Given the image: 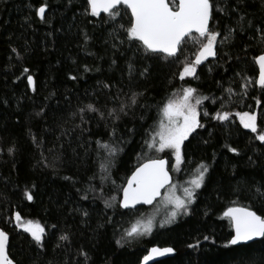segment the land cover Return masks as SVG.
Masks as SVG:
<instances>
[{
  "label": "trees",
  "instance_id": "obj_1",
  "mask_svg": "<svg viewBox=\"0 0 264 264\" xmlns=\"http://www.w3.org/2000/svg\"><path fill=\"white\" fill-rule=\"evenodd\" d=\"M230 2L239 5V14L218 13L210 27L225 35L233 28V36L223 44L218 38V55L197 66L199 79L181 80L184 66L201 47L194 42L196 33L175 56L145 55L142 46L139 51L130 47L120 27L129 25L124 6L123 18L113 21L105 13L91 16L86 0H0V229L9 234L8 253L16 264H141L152 245L175 249L173 256L152 264H264V237L227 244L233 235L231 220L224 216L229 207H249L264 216V144L255 139L264 130V92L254 83L246 92L243 87L246 79H258L255 57L264 53V39L257 29L264 30V0ZM45 5L41 19L38 9ZM109 84L111 89L105 87ZM188 86L210 99L201 105L202 127L185 141L186 164L176 172L171 152L142 151V146L145 130L162 119L157 105ZM118 93L124 102L140 94L119 120L89 113L81 124L73 116L88 103L108 111L114 106L109 97ZM205 110L210 115L204 116ZM217 111H228L229 120L214 119ZM244 111L258 114L257 133L244 129L235 115ZM113 127L123 148L111 169L115 184L106 182L103 194L87 191L88 178L98 172L95 141L108 140ZM9 147H14L11 154ZM159 157L169 158L173 183H182L205 161L210 166L205 185L188 215L163 226L167 217L159 215L150 234L126 237V230L151 218L157 203L122 209L118 189L139 164ZM92 183L100 185L99 175ZM29 191L32 201L25 197ZM111 196L117 200L105 207ZM17 212L24 222L45 228V247L17 226ZM63 234L67 241L59 239ZM81 250L88 253L87 261Z\"/></svg>",
  "mask_w": 264,
  "mask_h": 264
},
{
  "label": "snow or ice",
  "instance_id": "obj_2",
  "mask_svg": "<svg viewBox=\"0 0 264 264\" xmlns=\"http://www.w3.org/2000/svg\"><path fill=\"white\" fill-rule=\"evenodd\" d=\"M86 3L87 8L85 11L89 12L91 16L96 17L100 16L101 13H105L113 21L117 17L123 18L120 6L130 10L128 27L124 28L123 25H120V27L124 29L130 47L135 46L136 50L139 51L142 46L145 55L164 53L170 57L175 56L186 38H193V33L198 34L193 39L201 47L195 60L184 66L183 71L180 73L181 80L185 77L199 79L197 66L209 57L218 55V38L223 37L219 39V43L223 44L233 36L235 32L233 28H228L225 35L210 27V22L214 20L215 15L223 13L225 16H229L239 14L240 11L239 5L234 6L230 0H224L223 3H221V0H86ZM45 8L46 5L38 9V15L41 19L44 18ZM243 20L244 16L240 15L238 23L241 30H243ZM249 24H251L250 21ZM257 31L261 32V37L264 39V30L257 29ZM255 62L259 65L258 79L255 81L246 79L243 85L245 92L248 85L253 83L258 85L261 91L264 92V53L255 57ZM132 67L133 65L130 63V73ZM24 71L27 72L28 69H24ZM85 71H88L87 67H85ZM147 71L148 69L145 68L141 75L147 73ZM71 79H76V77L73 76ZM27 80L29 85L33 84L31 75L27 77ZM105 87L111 89L112 85H105ZM226 92L231 95L233 90L228 88ZM139 95L133 93L128 101L124 102L120 101L118 93L109 97L114 106L108 111H102L96 103H88L80 107L76 113H73V116H78L81 124L86 123L85 117L89 113L97 114L101 120L112 118L113 121H116L121 118V113L127 115L126 109L130 105L137 104ZM209 99L207 96L198 94L196 88L188 86L182 89V95L178 98H168L162 105H157L159 112L162 114V119L159 122H154L145 130L142 151L145 148L161 153L166 150L170 151L175 160L171 168L176 172H181L183 170L182 166L186 164L185 141L197 128L202 127L200 123L201 105ZM211 99L213 103L216 102V98ZM256 103L261 105V100H257ZM104 107L107 108V104ZM221 107H224L223 102H221ZM203 115L208 116L210 114L205 110ZM235 115L239 118L244 129H250L252 133L258 132V114L256 112L244 111L237 112ZM229 117L230 113L228 111H217L213 116L217 121H228ZM261 123H264V120H261ZM255 139L264 144V130H261L255 136ZM33 142L39 143L35 136H33ZM121 143L122 141L116 139L115 127L112 128L108 140L97 139L95 141L98 172L93 173L88 178L89 187L87 191L96 192L98 190L103 194L106 182L115 184V181L111 180V169L114 167L119 153L123 151L120 146ZM0 151L3 150L0 149ZM13 151L14 147L8 148L10 154ZM229 151L238 152L236 148H229ZM209 171L210 166L205 161L199 162L180 189L182 195H176L177 184L173 183V178L170 175L169 161L167 159H148L145 163L139 164L127 179L126 184L118 189L122 193V197L119 199V207L136 210V206L139 204L151 205L153 201L162 196L161 190L164 189V195L172 210L168 218L161 223V226L172 223L178 216L189 214L190 206L196 202L198 190L204 187ZM97 175L100 178L99 186L92 183ZM65 179L72 178L65 177ZM261 187H264V185ZM257 191L259 192L260 189H257ZM25 197L28 201L33 200V194L30 191L25 192ZM83 198H88L87 192H85ZM116 200V196H111L104 201L105 207H113V202ZM84 214L87 215L86 212ZM224 216L231 220L234 229V235L227 242L228 245H237L241 242L251 241L256 237H264V216L258 215L256 211L251 210L249 207H229L224 212ZM15 222L19 228L30 234L38 247H45L47 233L43 226L31 220L24 222L18 212L15 214ZM52 227L55 228L56 225H52ZM153 227L154 221L149 218L133 226L130 230H126L125 236L148 235L152 232ZM59 239L67 241L69 236L63 234ZM205 239H208V237H205ZM116 243L121 245L122 241L117 240ZM8 246L9 234L0 229V264H16L9 256ZM171 252H173L171 247L163 249L154 247L151 249V254L144 257V264H147L152 255L162 256ZM81 255L84 256L86 261L88 260L89 257L86 251L81 250Z\"/></svg>",
  "mask_w": 264,
  "mask_h": 264
},
{
  "label": "water",
  "instance_id": "obj_3",
  "mask_svg": "<svg viewBox=\"0 0 264 264\" xmlns=\"http://www.w3.org/2000/svg\"><path fill=\"white\" fill-rule=\"evenodd\" d=\"M45 10H46V8H45ZM129 11H130V10H129ZM101 14H102V13H101ZM260 55H261V54H260ZM257 65H258V64H257ZM258 67H259V65H258ZM33 85H34V81H33V84H32L31 86H33ZM151 159H167V160L169 161V165H170V160H169L168 157H159V158H151ZM146 161H147V160H145V161L142 162V163H145ZM142 163H141V164H142ZM133 171H135V169H134ZM133 171H132V172H133ZM132 172H131V174H132ZM131 174L129 175V177L131 176ZM170 175H171L172 178H173V174H172V172H171V168H170ZM129 177H128V178H129ZM126 182H127V181H126ZM164 191H165L164 189L161 190L162 195H163ZM121 197H122V193H121ZM160 198H161V197H158L157 200H156V201H153V203H152L151 205L155 204ZM151 205L139 204V205L136 206V209H138V208H143V207H149V206H151ZM232 207H241V206H232ZM125 210H127V209H125ZM253 211H254V210H253ZM257 214H258V213H257ZM258 215H259V214H258ZM233 235H234V229H233ZM233 235H232V236H233ZM231 238H232V237H231ZM260 238H261V237H256V238H254V239L251 240V241H248V242H241V243H239V244H237V245L244 244V243H250V242H253V241L259 240ZM154 247H156V248H160V249L167 248V247H171V248H173L172 246H159V245H152V246H150V247L148 248L146 254H144V256L142 257L141 264H144V257L147 256V255H150V254H151V249L154 248ZM174 252H175V249L173 248V252H171V253H166V254H164V255H162V256L152 255V258L147 262V264H152V263H154V262H156V261H158V260H161V259H165V258L171 257V256L174 255Z\"/></svg>",
  "mask_w": 264,
  "mask_h": 264
},
{
  "label": "rangeland",
  "instance_id": "obj_4",
  "mask_svg": "<svg viewBox=\"0 0 264 264\" xmlns=\"http://www.w3.org/2000/svg\"><path fill=\"white\" fill-rule=\"evenodd\" d=\"M210 58H212V57H209L208 59H210ZM207 59V60H208ZM206 60V61H207ZM205 62V61H204ZM180 95H182V92L181 93H179L177 96H176V98H178ZM166 151H168V150H166ZM170 152V151H169ZM175 163V160H174V157H173V161H172V165ZM189 178V176L188 177H186V179L182 182V183H176L177 184V191H176V195H182V191L180 190L183 186H184V184H185V181L187 180ZM164 193H165V191H164ZM164 193H163V195L161 196V198L156 202L157 203V205H156V209L153 211V213L150 215V217L153 219V221H155L157 218H158V216L160 215V216H165V218L167 217L168 218V216H169V214H170V212H171V210H172V208H171V205L168 203V200H167V198H166V196L164 195ZM166 218V219H167Z\"/></svg>",
  "mask_w": 264,
  "mask_h": 264
}]
</instances>
